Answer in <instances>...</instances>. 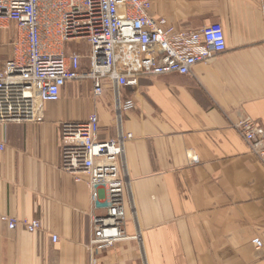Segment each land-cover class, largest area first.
<instances>
[{"label":"crops","instance_id":"crops-1","mask_svg":"<svg viewBox=\"0 0 264 264\" xmlns=\"http://www.w3.org/2000/svg\"><path fill=\"white\" fill-rule=\"evenodd\" d=\"M150 14L177 30L220 23L227 48L190 76L123 88L120 99L135 108L122 120L113 89L95 98L90 82H78L44 105L42 122L0 124V264H264V247L252 243H264V166L234 126L249 117L264 127V0H155ZM2 33L0 70L16 31ZM93 113L101 139L132 135L125 230L141 235L97 254L87 177L61 168L64 123ZM8 216L42 229H10Z\"/></svg>","mask_w":264,"mask_h":264},{"label":"built area","instance_id":"built-area-1","mask_svg":"<svg viewBox=\"0 0 264 264\" xmlns=\"http://www.w3.org/2000/svg\"><path fill=\"white\" fill-rule=\"evenodd\" d=\"M154 2L0 0V31H16L12 55L0 70V124L42 122L44 105L59 102L67 85L78 82H90L95 98L113 89L122 120L123 113L135 108L132 99H120L123 88L137 87L143 77L190 76L196 66L224 53L227 40L220 23L177 30L166 18L151 16ZM76 42L87 45V55L66 51ZM234 126L264 166V127L249 117ZM100 129L96 113L84 121L65 122L62 128V170L79 182L87 177L94 233L89 248L95 254L119 242H141L139 233L125 230L131 192L122 163L125 141L132 135L101 139ZM3 221L10 229L21 225L31 234L42 229L38 219L20 222L8 216ZM58 240L53 235L52 242ZM252 243L258 252L264 247L260 238Z\"/></svg>","mask_w":264,"mask_h":264},{"label":"rangeland","instance_id":"rangeland-1","mask_svg":"<svg viewBox=\"0 0 264 264\" xmlns=\"http://www.w3.org/2000/svg\"><path fill=\"white\" fill-rule=\"evenodd\" d=\"M14 32V31H13ZM5 34H0V51L2 50V47H3V44H1V40L5 37L4 36ZM12 37L14 38V34L11 35V39ZM10 41V40H9ZM66 51L68 52H78L80 53L82 56L84 55H87L89 49L87 47V45L85 43H82V42H76V43H70L67 48H66ZM85 62V61H84Z\"/></svg>","mask_w":264,"mask_h":264}]
</instances>
